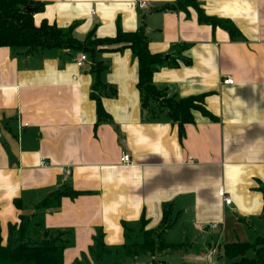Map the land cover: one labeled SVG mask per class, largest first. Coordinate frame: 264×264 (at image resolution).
<instances>
[{
    "label": "crops",
    "instance_id": "0c3cea01",
    "mask_svg": "<svg viewBox=\"0 0 264 264\" xmlns=\"http://www.w3.org/2000/svg\"><path fill=\"white\" fill-rule=\"evenodd\" d=\"M32 1L43 3L32 16L35 25L45 20L80 40L90 32L111 38L118 28L143 26L149 51L167 55L153 73L156 87L176 97L203 95L215 119L192 111L181 137L165 112L143 111L137 60L131 49L120 48L95 55L107 63L99 94L110 117L95 126L87 53L55 48L25 54L0 46L3 241L8 224L35 211L64 182L80 193L63 196L57 210L37 211L44 227L70 231L63 264H95L98 231L122 258V222L135 227L143 216L153 233L167 203L175 221L162 234L166 248L156 243L154 254L176 248L183 250L182 261L206 264L204 256L215 249L216 264H224L223 245L254 240L264 228L258 189L264 184V0H199L207 15L231 20L241 34L235 39L199 22L192 7L159 8L175 0ZM81 54L87 60L78 67ZM227 76L232 84L222 83ZM123 153L129 164L120 161ZM220 187L229 204L217 193Z\"/></svg>",
    "mask_w": 264,
    "mask_h": 264
},
{
    "label": "trees",
    "instance_id": "16d2710c",
    "mask_svg": "<svg viewBox=\"0 0 264 264\" xmlns=\"http://www.w3.org/2000/svg\"><path fill=\"white\" fill-rule=\"evenodd\" d=\"M31 8L24 10L25 6ZM192 7L197 13V19L201 23H208L212 27H221L228 31L231 39L240 37V31L231 20L227 18L207 15L199 6V0H175L172 4H163L160 9L188 11ZM158 8V9H159ZM43 9V3L32 0H0V46L11 49H20L24 53L39 51L40 49L66 48L76 49L87 53L92 64L90 72L94 76V82L90 90V98L94 100L96 123L109 121L110 117L100 102V89L104 87L101 72L105 69L106 61L98 60L95 55L101 50L115 51L120 48L131 49L137 60V89L140 94V105L143 111L150 112L151 116L165 112L172 122L177 124L178 134L183 136V126L192 123L193 112L198 110L206 118L214 120V116L206 109L203 103V95L189 97H176L169 95L163 88L159 89L153 82V73L162 63L168 62L163 54L152 53L148 48V37L143 26L135 31L124 32L117 29V33L111 38H97L90 32L85 39L76 38L71 32H64L60 28L50 25L42 20L35 25L32 18L34 13ZM171 59L169 60V62ZM112 95L115 91L112 88ZM258 189L262 192V221L264 222V184ZM80 192L73 190L71 184L64 182L59 187L45 194L44 198L34 205L30 214L22 213L18 222L8 224L6 238L0 236V264H63V251L71 244L70 231L60 229L51 230L43 226L42 213L37 210H57L63 196L75 197ZM19 205L18 201L16 202ZM171 204L163 205V218L159 229L156 231L145 230L146 220L142 216L137 226L133 227L125 222L124 240L122 246V258L116 257L117 249L105 245L101 231L93 237L94 247L91 249L95 264H129L125 256H136L138 252L154 254L156 243L158 249L166 246L161 239L163 232L171 227L175 221L169 218ZM252 241L226 243L222 247L223 256L227 259L224 264H264V228L255 235ZM164 245V246H163ZM141 264H173L164 261L145 262ZM178 264H201L181 261Z\"/></svg>",
    "mask_w": 264,
    "mask_h": 264
},
{
    "label": "built area",
    "instance_id": "2783aa9c",
    "mask_svg": "<svg viewBox=\"0 0 264 264\" xmlns=\"http://www.w3.org/2000/svg\"><path fill=\"white\" fill-rule=\"evenodd\" d=\"M138 5L141 8H144V7L148 6V3L146 1H138ZM86 60H87V56L85 54H81V55H79L76 58L75 62H76V65L78 67H83L85 62H86ZM222 83L232 84L233 80H232V78L230 76H227V77L223 78ZM120 161L122 163L129 164L131 162L129 154L123 153L121 155V157H120ZM217 193H219V195L222 197V199L224 201V204H229L230 203V198L225 194V192L223 191L222 187H220L218 189ZM212 226L213 227H217L218 224L217 223H213ZM215 254H216L215 253V249H211L209 252H207V254L204 256L205 260H206V264H216Z\"/></svg>",
    "mask_w": 264,
    "mask_h": 264
},
{
    "label": "rangeland",
    "instance_id": "374dc122",
    "mask_svg": "<svg viewBox=\"0 0 264 264\" xmlns=\"http://www.w3.org/2000/svg\"><path fill=\"white\" fill-rule=\"evenodd\" d=\"M82 52V51H81ZM38 211V210H37ZM183 250H179L176 248H169L166 251H161L158 254H148V253H140L138 252L136 256H127L125 259L129 264H141L145 262H151V259H155V261H164L170 262L173 264L181 263Z\"/></svg>",
    "mask_w": 264,
    "mask_h": 264
},
{
    "label": "water",
    "instance_id": "95a60500",
    "mask_svg": "<svg viewBox=\"0 0 264 264\" xmlns=\"http://www.w3.org/2000/svg\"><path fill=\"white\" fill-rule=\"evenodd\" d=\"M24 10L30 11L31 8L27 5V6L24 7ZM163 57H164V59H166L167 55H164Z\"/></svg>",
    "mask_w": 264,
    "mask_h": 264
}]
</instances>
